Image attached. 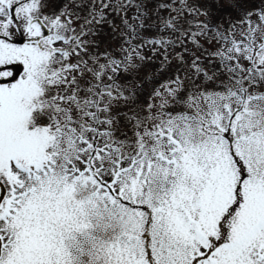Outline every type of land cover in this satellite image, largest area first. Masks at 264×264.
Returning <instances> with one entry per match:
<instances>
[{
  "label": "snow or ice",
  "instance_id": "1",
  "mask_svg": "<svg viewBox=\"0 0 264 264\" xmlns=\"http://www.w3.org/2000/svg\"><path fill=\"white\" fill-rule=\"evenodd\" d=\"M0 264H264V0H0Z\"/></svg>",
  "mask_w": 264,
  "mask_h": 264
},
{
  "label": "rangeland",
  "instance_id": "2",
  "mask_svg": "<svg viewBox=\"0 0 264 264\" xmlns=\"http://www.w3.org/2000/svg\"><path fill=\"white\" fill-rule=\"evenodd\" d=\"M189 47H191V45H189ZM159 57H156L155 59H158ZM146 68L148 69V71H153L154 66L150 65V66H146ZM152 82V81H151ZM148 84V83H147ZM144 88H146L147 90H150V86L149 85H144Z\"/></svg>",
  "mask_w": 264,
  "mask_h": 264
}]
</instances>
